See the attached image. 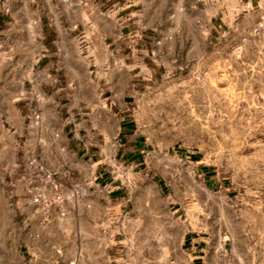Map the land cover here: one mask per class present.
<instances>
[{
	"label": "rangeland",
	"instance_id": "obj_1",
	"mask_svg": "<svg viewBox=\"0 0 264 264\" xmlns=\"http://www.w3.org/2000/svg\"><path fill=\"white\" fill-rule=\"evenodd\" d=\"M62 5L0 0V264L18 260L14 233L30 227L23 215L38 211L48 224L52 209L65 214L96 166L118 186L108 196L114 214L142 215L131 217L129 233H234L236 263L264 264V0H173L143 50L121 47V62L110 61L128 104L121 115L134 120L128 138L141 141L140 164L103 147L69 78L55 75L67 64L59 53L77 56L71 43L65 52L49 41ZM70 62L86 87V66ZM79 148L93 156H76ZM120 225L107 218V227ZM107 245L113 264L135 262Z\"/></svg>",
	"mask_w": 264,
	"mask_h": 264
},
{
	"label": "crops",
	"instance_id": "obj_2",
	"mask_svg": "<svg viewBox=\"0 0 264 264\" xmlns=\"http://www.w3.org/2000/svg\"><path fill=\"white\" fill-rule=\"evenodd\" d=\"M171 1L69 0L53 13L56 22L50 43L66 52L69 42L75 46L77 54L66 57L67 52L59 53L57 58L67 64L63 70V67L57 69L55 75L59 77L65 72V78L70 81L67 88L73 90L77 104H84L89 110L90 127L95 129L97 136H102L103 147L113 148L114 156L125 162L141 163V141L133 139L131 143L128 138L134 120L121 115L128 104L123 97L121 77L115 78V71L109 67L110 61L121 62V47L136 45L143 50L146 33L153 27H163L164 18L170 14ZM43 39L47 43V38L41 34L38 40L34 37V45L41 46ZM158 43H163L162 37ZM70 58L75 64L81 61L86 66V87L85 82L75 80L80 74ZM60 89L64 90L63 87ZM127 142L132 144L131 149L122 148ZM93 151L79 148L75 154L92 157ZM88 179L87 183L80 184L83 196L67 201L63 216L52 209L48 224H44L38 211L23 215L28 218L30 227L25 233H14L18 260L8 264H113V258L110 255L107 258V238L110 245L121 248L126 259L135 260L131 264H237L236 260H240L234 252V233H201L195 229L185 233H153L151 227L146 233H129L137 228L136 224L129 226L131 217L138 221L142 215L114 214V205L108 196L117 193L115 179L99 166L94 167ZM147 210L144 217L152 221V208ZM112 217L120 219L119 229L106 226L107 218ZM141 237L143 240H138ZM110 245L109 248L114 250ZM155 253L161 255L157 263L154 262ZM131 254L134 257L131 258Z\"/></svg>",
	"mask_w": 264,
	"mask_h": 264
},
{
	"label": "built area",
	"instance_id": "obj_3",
	"mask_svg": "<svg viewBox=\"0 0 264 264\" xmlns=\"http://www.w3.org/2000/svg\"><path fill=\"white\" fill-rule=\"evenodd\" d=\"M63 3H67L69 0H61ZM36 201L38 200V199H35ZM44 206H48L47 204H44ZM64 215V213L61 211L60 212V216H63Z\"/></svg>",
	"mask_w": 264,
	"mask_h": 264
}]
</instances>
